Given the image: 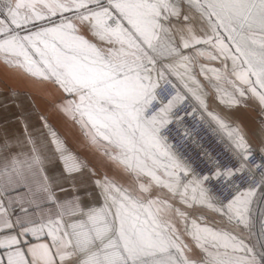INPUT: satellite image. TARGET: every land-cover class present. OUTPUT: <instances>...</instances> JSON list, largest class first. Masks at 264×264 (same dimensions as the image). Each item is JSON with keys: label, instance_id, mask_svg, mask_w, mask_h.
Returning a JSON list of instances; mask_svg holds the SVG:
<instances>
[{"label": "snow or ice", "instance_id": "6c2138e0", "mask_svg": "<svg viewBox=\"0 0 264 264\" xmlns=\"http://www.w3.org/2000/svg\"><path fill=\"white\" fill-rule=\"evenodd\" d=\"M0 62L60 91L113 168L84 202L64 182L96 171L22 114L0 141V264H264V0H0ZM249 101L251 133L230 116Z\"/></svg>", "mask_w": 264, "mask_h": 264}, {"label": "crops", "instance_id": "0c3cea01", "mask_svg": "<svg viewBox=\"0 0 264 264\" xmlns=\"http://www.w3.org/2000/svg\"><path fill=\"white\" fill-rule=\"evenodd\" d=\"M61 96L62 93L51 83L22 76L0 62V141L8 138L13 145H16L18 140L23 138L22 114L28 118L29 131L35 134L40 128L39 116L43 115L52 128L65 140L68 148L86 159L96 174L108 172L106 168L110 164L105 158L99 152L90 150L78 127L53 108V102L61 99ZM258 107L255 102L249 101L248 107H240L230 113L232 121L242 124L251 133L257 126L255 114L258 112ZM218 110L222 115H229L223 106H220ZM250 140L254 145L259 143L255 137L250 136ZM19 150V147L12 148L13 152ZM75 178L79 182L85 180L86 183V179H91V174L85 170L82 174H76ZM72 182L74 181H65L64 187L70 189ZM87 190L85 188L81 192L85 193Z\"/></svg>", "mask_w": 264, "mask_h": 264}, {"label": "rangeland", "instance_id": "374dc122", "mask_svg": "<svg viewBox=\"0 0 264 264\" xmlns=\"http://www.w3.org/2000/svg\"><path fill=\"white\" fill-rule=\"evenodd\" d=\"M255 117H256V121H257V118H258V112H257V114H255ZM107 170H108V175H113V168H112V166H111V164H110V166L109 165H107V168H106ZM100 175H102V174H97V176L96 177H93L92 175H91V179L90 178H88V179H86V183H85V180L83 181L82 179V181L81 182H79L78 181V179L77 178H75L74 177V179H73V181L74 182H72V184H74L75 185V187H76V189L78 190V193L82 196V198L84 199V202H88L89 201V197L87 196V193H89V192H92V193H94V191H95V185L92 183V181L95 179V178H97V177H99ZM93 177V178H92ZM117 178L119 179V176H117ZM80 180V179H79ZM84 185H83V184ZM82 185H83V187H82ZM77 186H79V187H77ZM85 188H87L88 190L85 192V193H82L81 191H83V189H85ZM261 207H264V205H260V204H256V205H254V213H253V216H254V221H253V223H254V228H253V231L255 232V233H258L259 232V210H260V208ZM18 210V209H17Z\"/></svg>", "mask_w": 264, "mask_h": 264}, {"label": "built area", "instance_id": "2783aa9c", "mask_svg": "<svg viewBox=\"0 0 264 264\" xmlns=\"http://www.w3.org/2000/svg\"><path fill=\"white\" fill-rule=\"evenodd\" d=\"M209 140H211V142H212L211 145L208 144ZM204 142H205V146H208V147L214 146L213 147V154L224 152L223 146L216 141L215 137L209 136V137H207V139ZM225 155H227V154L225 153ZM257 162H260V161H258V160L253 161V163H257ZM257 175H258V173H257ZM212 187H213V190L215 191L216 190L215 183H213ZM216 194L219 195V192H216Z\"/></svg>", "mask_w": 264, "mask_h": 264}]
</instances>
